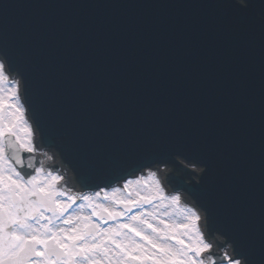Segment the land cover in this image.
<instances>
[{
  "label": "snow or ice",
  "instance_id": "obj_1",
  "mask_svg": "<svg viewBox=\"0 0 264 264\" xmlns=\"http://www.w3.org/2000/svg\"><path fill=\"white\" fill-rule=\"evenodd\" d=\"M22 81L105 187L36 159ZM163 156L199 173L196 205ZM0 264H264V0H5Z\"/></svg>",
  "mask_w": 264,
  "mask_h": 264
},
{
  "label": "water",
  "instance_id": "obj_2",
  "mask_svg": "<svg viewBox=\"0 0 264 264\" xmlns=\"http://www.w3.org/2000/svg\"><path fill=\"white\" fill-rule=\"evenodd\" d=\"M3 3H5V0H0V5H2ZM24 85L26 99L29 103L34 122L39 127L43 144L53 146L58 150V152L62 155L64 164L69 165V167H72V169L74 170L77 182L80 183L82 188L93 190L107 185L108 181L104 179L103 175L99 171L86 165L83 158L77 152L69 149L58 117L48 109L37 107L35 103L32 83L30 81H24ZM167 161L174 166L175 170L182 171L181 175L177 176L173 174L175 182L172 181V184L177 188L182 187L185 190L190 191L189 186L192 183H196L198 181L192 180L187 182V180H185V178L189 177L191 170H189V168H185V165H183L179 161V159H177V156H163L156 159L155 163H152L151 161H148L146 163L148 165H154L157 162ZM209 222L211 230L220 231L219 226L215 221Z\"/></svg>",
  "mask_w": 264,
  "mask_h": 264
},
{
  "label": "flooded vegetation",
  "instance_id": "obj_3",
  "mask_svg": "<svg viewBox=\"0 0 264 264\" xmlns=\"http://www.w3.org/2000/svg\"><path fill=\"white\" fill-rule=\"evenodd\" d=\"M40 161H42V159H41ZM44 164H45V163H44ZM45 166L48 167V168H50L49 165H46V164H45ZM64 187H65V186H64Z\"/></svg>",
  "mask_w": 264,
  "mask_h": 264
},
{
  "label": "bare ground",
  "instance_id": "obj_4",
  "mask_svg": "<svg viewBox=\"0 0 264 264\" xmlns=\"http://www.w3.org/2000/svg\"><path fill=\"white\" fill-rule=\"evenodd\" d=\"M31 126V125H30ZM183 203V202H182Z\"/></svg>",
  "mask_w": 264,
  "mask_h": 264
}]
</instances>
